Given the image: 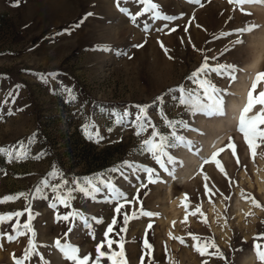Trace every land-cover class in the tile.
<instances>
[{"label":"rangeland","instance_id":"1","mask_svg":"<svg viewBox=\"0 0 264 264\" xmlns=\"http://www.w3.org/2000/svg\"><path fill=\"white\" fill-rule=\"evenodd\" d=\"M151 2L158 7L144 11L141 0H0V149L6 150L0 152V216L22 213L0 221V264H76L57 240L78 248L81 258L88 255V264L101 242L109 254L123 242L127 264H141V255L145 264H262L253 238L264 233V207L245 196L264 205V145L253 159L237 123L250 77L264 71V48L256 67H246L264 28V4ZM250 24L259 27L235 32ZM237 39L243 43L233 46ZM205 61L241 69L235 81L212 71L199 74L198 80L231 93L224 94L223 116L194 113L180 103L181 88L193 101L203 96L192 73ZM240 80H248L243 102L229 121ZM141 108L146 115L138 120ZM219 119L227 131L208 147L222 131ZM142 123L146 130L137 135ZM153 131L159 133L156 142L167 139L164 150L174 158L173 164L165 158L169 171L143 144ZM173 132L188 143L176 142ZM220 148L224 172L210 159ZM145 168L155 169L156 183L148 182ZM116 192L124 197L114 200ZM118 204L121 213L115 212ZM197 206L203 215L191 214ZM189 233L214 240L224 258L210 255L213 248L200 255ZM107 240L114 241L110 249ZM100 264L111 261L101 257Z\"/></svg>","mask_w":264,"mask_h":264},{"label":"snow or ice","instance_id":"2","mask_svg":"<svg viewBox=\"0 0 264 264\" xmlns=\"http://www.w3.org/2000/svg\"><path fill=\"white\" fill-rule=\"evenodd\" d=\"M194 3H199V0H193ZM141 3L145 5L144 11H148L149 8L151 9H156L158 6L154 3L151 2V0H141ZM229 3H235L237 5H244V4H249V3H260L264 4V0H229ZM121 11H127L126 9H121ZM241 11H244L243 8H241ZM141 15V12H137L134 15L131 16V19L133 22H135L136 16ZM158 15V13H157ZM165 19H175V17H164ZM148 25L145 24V29H147ZM259 25L256 24H250L245 27L236 29L235 32L238 35H242L244 33H251L255 29H257ZM174 31V29H173ZM221 35H230V33H222ZM243 41L241 39H237L233 42V46L242 44ZM138 47L140 45H137ZM228 49H225L227 51ZM205 71H212L216 72L218 75L224 76L225 78L229 79L230 81H235L237 79V72L241 71L235 64H217L215 67H210L207 62L205 61L202 66L197 69L195 72L192 73L193 78L199 77V74L205 72ZM251 83L250 86L247 90L246 93V102L243 106V108L240 110L239 117H238V123H237V129L240 133L243 134V138L247 144V147L250 151V154L252 158L254 159L257 156V149L261 147V145H264V127H261V125H264V88H261V85L264 84V71H257L255 72L254 75L250 77ZM201 88L203 89V96L202 97H197L195 101H193L191 94H188L186 97L184 94L183 88L180 89L181 95H180V103L184 105H188L190 107V110L194 113L199 112L203 113L204 115L207 116H223L225 114L224 111V94L227 93L226 89H220L216 87L214 84L210 83L207 80H198ZM258 88L260 89L258 91ZM231 95V93H227ZM158 100H162V98L158 97ZM259 105L260 109L259 111L255 112L252 115H249L250 113H253V109ZM141 116H138L137 119L141 120L144 115H146V110L145 108L140 109ZM168 123H172L169 121ZM183 123V122H181ZM187 126V125H185ZM145 126L142 123L140 125L139 130L137 131V135L141 131H145ZM159 136V133L156 131H153L151 133V137L149 139H145L143 141V144L145 146H148L147 150L150 151L153 155V158L156 160V162L163 168L165 171H169L167 164H173L174 163V158L170 155L167 154V152L164 150L167 139L165 137H160L159 141L156 142L153 138ZM172 136L175 137L176 142L178 143H184L187 144L188 142L185 141V138L182 136H177L174 132L172 133ZM227 147L232 149V154L235 156L236 155V148L235 145L232 143V138L229 137V142L227 144ZM6 151L5 149H0V152ZM224 148H220L216 151H214L211 154L210 159L212 161L216 162V166L220 168L221 172H224L223 167L220 164V161L217 160V156L219 155L220 152H223ZM21 156L24 155V153H20ZM165 158L167 159V164L165 163ZM208 160H205V163H208ZM237 163H239V159H237ZM144 171L148 173V182L149 183H156L157 181L153 179L155 175V169L153 168H145ZM170 175H174V170L169 172ZM226 175V173H225ZM205 180H207V177L205 176ZM141 187H145V185H141ZM205 191L206 193L211 192L212 189H210L205 183ZM243 192V190H241ZM214 194V193H213ZM23 195V194H21ZM124 194L121 192H116L113 196V199H120L123 198ZM6 200L8 199H14V197H6ZM185 200H187V195L184 197ZM225 199H228L225 197ZM245 199H248L251 201L252 205L257 208H262L264 205H261L259 201L256 200L254 196H252L250 193L245 196ZM63 202V201H61ZM129 202L130 201H126ZM52 207H55V204L52 205ZM123 204H118L115 207V212L116 213H121V210L123 208ZM187 207V205H185ZM196 213H200L203 215L201 212V209L199 206L195 208V211H193L191 214L196 215ZM141 215L144 216H156L158 213L154 212H144L141 210L140 212ZM253 213L248 212L245 213V215H252ZM12 215H22V213L17 212L14 214H7L6 216H0V221L4 219H10ZM135 215V214H133ZM123 218L125 223H127L129 219V215L127 213H123ZM62 219L67 220L68 216L62 217ZM187 220V213L185 215V221ZM116 219L115 217L112 219V222L108 225L107 231L104 233L105 237L108 236V233L113 231V225L116 224ZM207 223V219L204 221ZM25 227H29V225H25ZM149 228L152 227L151 224L148 225ZM122 231L125 229H121ZM171 236L172 234L169 233ZM189 235L192 236L193 240L196 241V243L193 245L195 250L200 253V255H205L208 254V249L213 248L215 249L214 252L210 253V255L214 256H220L221 258L223 257V253L220 251L218 246L215 244L214 240L205 238L204 240H201L200 237L192 235V233H189ZM173 239H178L180 242L183 244L184 240L182 237H172ZM7 239L12 240L14 239L13 236L8 235ZM254 244H253V250L255 252V255L259 261L264 264V243H261L262 240H264V233H260L256 236H254ZM31 244V242H29ZM103 243L101 242L100 244L97 245L96 251L98 255L95 258L94 264H100V258L107 256V258L111 261V264H127V259L125 257V252H124V245L123 242L119 243V251H113L110 254L106 253L105 251H101V248L103 247ZM114 241L112 240H107V244L109 249L111 248L112 244ZM55 245L57 248L61 250V252L64 254V256L67 259L73 260L76 262V264H88V261L90 257L88 255L83 256L82 258L77 255V252L79 251L78 248L73 247L70 244H61L60 240L55 241ZM34 247V246H33ZM143 248L145 249V255H150L151 254V249L152 245L149 244L148 240L145 238L143 241ZM29 251H25V259L29 255ZM15 259V257H14ZM140 261L141 264H145V257L144 255L140 256ZM16 264H23L22 259H17Z\"/></svg>","mask_w":264,"mask_h":264},{"label":"bare ground","instance_id":"3","mask_svg":"<svg viewBox=\"0 0 264 264\" xmlns=\"http://www.w3.org/2000/svg\"><path fill=\"white\" fill-rule=\"evenodd\" d=\"M254 44L256 46L255 52L253 53L252 59L248 62V64H246V67L248 69L251 68L252 70L254 67H256L260 59L261 51H263V48H264V28H262L261 31L258 33V39L255 40ZM248 80H240L239 87H238L239 92H240L239 97L231 102V112L226 118V120L232 121L236 117L237 110L243 102ZM216 125L220 128L222 127V131H220L217 135H214V137L210 139V144L208 147L210 146L212 147L213 145H216L227 131V128H224L225 124H223L220 119L218 120ZM208 147H204V149H202L201 151V154H203L208 149ZM192 158L195 161L198 159L197 157H192ZM188 173L189 171L186 169V173L180 174V176L184 177Z\"/></svg>","mask_w":264,"mask_h":264},{"label":"trees","instance_id":"4","mask_svg":"<svg viewBox=\"0 0 264 264\" xmlns=\"http://www.w3.org/2000/svg\"><path fill=\"white\" fill-rule=\"evenodd\" d=\"M33 187V186H32ZM32 187H31V189H32ZM30 195V194H29Z\"/></svg>","mask_w":264,"mask_h":264}]
</instances>
